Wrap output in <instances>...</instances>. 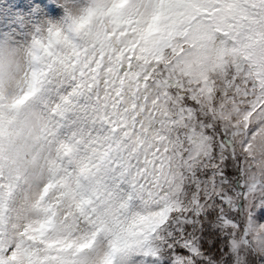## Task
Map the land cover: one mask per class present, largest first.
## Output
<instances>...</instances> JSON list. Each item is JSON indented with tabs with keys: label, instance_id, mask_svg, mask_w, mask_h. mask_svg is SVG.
Masks as SVG:
<instances>
[{
	"label": "snow or ice",
	"instance_id": "obj_1",
	"mask_svg": "<svg viewBox=\"0 0 264 264\" xmlns=\"http://www.w3.org/2000/svg\"><path fill=\"white\" fill-rule=\"evenodd\" d=\"M15 8L0 264H264V0Z\"/></svg>",
	"mask_w": 264,
	"mask_h": 264
},
{
	"label": "rangeland",
	"instance_id": "obj_2",
	"mask_svg": "<svg viewBox=\"0 0 264 264\" xmlns=\"http://www.w3.org/2000/svg\"><path fill=\"white\" fill-rule=\"evenodd\" d=\"M17 0H0V16L14 15L19 17L20 11L15 8ZM88 0H83V4L86 5ZM72 15V12L64 5L59 6V12L57 15H48L45 19L50 23H60L68 16Z\"/></svg>",
	"mask_w": 264,
	"mask_h": 264
}]
</instances>
